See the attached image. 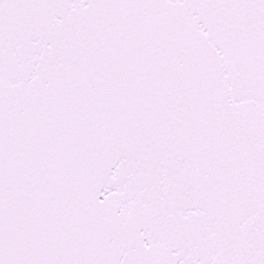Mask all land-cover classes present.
Listing matches in <instances>:
<instances>
[{"label":"snow or ice","instance_id":"obj_1","mask_svg":"<svg viewBox=\"0 0 264 264\" xmlns=\"http://www.w3.org/2000/svg\"><path fill=\"white\" fill-rule=\"evenodd\" d=\"M0 264H264V0H0Z\"/></svg>","mask_w":264,"mask_h":264}]
</instances>
